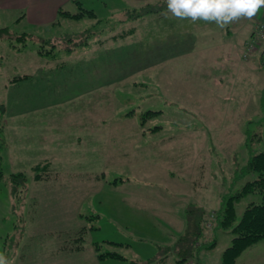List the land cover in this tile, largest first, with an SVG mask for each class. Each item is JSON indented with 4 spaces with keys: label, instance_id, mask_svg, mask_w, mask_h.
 Segmentation results:
<instances>
[{
    "label": "rangeland",
    "instance_id": "374dc122",
    "mask_svg": "<svg viewBox=\"0 0 264 264\" xmlns=\"http://www.w3.org/2000/svg\"><path fill=\"white\" fill-rule=\"evenodd\" d=\"M165 6L166 0L0 6V252L14 264H134L155 255L173 264L180 234L166 242L164 230L125 223L139 213L156 224L159 203L176 208L189 199L191 179L195 201L211 208L196 243L203 246L200 260L222 264L234 234L216 226L217 212L252 180L241 173L250 151L264 150V65L254 60L230 88H203L199 40L157 27L147 32L168 22L149 21V14L163 17ZM79 9L95 17L59 14ZM45 158L52 165L40 173L49 179L35 180L33 166ZM18 173L26 176L19 185L11 180ZM260 200L257 193L238 201V220ZM81 228L88 233L74 242ZM66 243L83 246L73 252L62 248ZM107 251L123 258L99 256Z\"/></svg>",
    "mask_w": 264,
    "mask_h": 264
},
{
    "label": "crops",
    "instance_id": "0c3cea01",
    "mask_svg": "<svg viewBox=\"0 0 264 264\" xmlns=\"http://www.w3.org/2000/svg\"><path fill=\"white\" fill-rule=\"evenodd\" d=\"M67 1L75 0H0V6L18 8L60 7ZM165 11L166 14L163 17H158L157 14H149L152 15L149 18V21L152 23L160 20V18H162L161 20L166 19L168 22L165 21L166 24L163 26H147V32L151 33L152 30L157 27L158 31H163V33H167V35L172 37L173 34L178 33V38L199 40V81L197 82H203V88L205 86L204 82H229V85H226V87L230 88L233 86L232 82H243L244 74L249 72L250 69H253L252 66L254 64V60L259 59L260 63L264 65V61L262 60L264 46L261 47L259 51L254 52L250 57H244L246 43L253 35L256 25L259 22H264V8H261L260 12L257 13L253 19H241L228 25L224 29L217 27L215 23H205L204 21H197L193 23L190 20H179L172 16L167 9ZM17 12H20L19 9H17ZM42 15L44 16V14ZM46 20V18L43 19V21ZM46 162H49L50 166L52 165V161L49 158H45L33 167L42 165ZM191 184H193V186H189V199H185L183 204L177 203V207L174 208L173 202L165 201L159 203L158 208L163 211H159L161 214L157 213L159 219H156V224L151 220V216H144V214H142V216L140 215V217H138L139 213L136 214V216L133 214L134 217H132L129 222H126L125 224L138 231L164 230L165 233L163 235L165 236L166 242L171 240V237L168 234L173 235L172 233L174 232L178 235L180 234L181 236L187 227V209L190 206L193 205L195 207H202L205 209L206 214L208 211H211V208L199 203V199H196L195 201V197L193 196L195 191L193 190L197 187L196 180L191 179L190 185ZM197 198H199V195ZM169 204H171L172 208L167 206ZM139 207L140 206H136L135 210L137 212H139ZM117 214L118 213L115 215ZM140 225L142 226L141 228ZM156 225L159 227L155 229ZM149 226L150 228H148ZM114 244L117 243L114 242ZM212 245L213 244L211 242L207 249L211 248ZM202 248L203 246L199 248L198 252L199 264H202L200 260ZM250 249L259 250V256H249L247 251ZM148 258L151 257L136 258L133 261L146 260ZM172 263L180 264L179 260L172 261ZM164 264L168 263L165 262ZM235 264H264V241L257 242L250 248L246 249L239 256Z\"/></svg>",
    "mask_w": 264,
    "mask_h": 264
},
{
    "label": "trees",
    "instance_id": "16d2710c",
    "mask_svg": "<svg viewBox=\"0 0 264 264\" xmlns=\"http://www.w3.org/2000/svg\"><path fill=\"white\" fill-rule=\"evenodd\" d=\"M166 7V6H165ZM160 9H150L149 11L143 12L139 15L146 13H158L162 10ZM59 14L71 17L73 19H82L85 16L95 17V13L92 10H81L77 13H69L64 10H59ZM5 28H0V38L3 37V30ZM252 37V36H251ZM251 39V38H250ZM263 44L260 46L263 47ZM262 60L264 61V53L262 52ZM264 108V93L261 97V107ZM252 136H248L246 144L250 147L254 142H251ZM260 140V138L255 139ZM250 157L247 164L244 166L241 173L243 175L249 174L252 175V180L246 182L242 188L237 191L235 195L229 197L227 202L223 207L217 212L216 215V226L221 227L225 230L230 229L234 234L231 245H229L222 254V264H235L239 256L248 248L256 244L257 242L264 241V150L261 151H250ZM1 155H0V181L4 179V172L1 168ZM50 163L46 162L43 165L35 166L34 170L37 172L35 175V180L47 179V176H43L40 173L41 168H46ZM45 177V178H43ZM26 179V176L23 173L14 174L11 176L12 182L15 184L23 183ZM260 194L261 200L259 202L252 201L248 203L245 207V210L238 220L236 204L242 198L248 194ZM206 211L202 207L190 206L187 209V227L184 233L177 239L173 244L177 253L180 257V264H183L189 260H197L198 262V252L197 239L203 234V222ZM78 237L74 239L76 241H83L84 236L88 233L87 228H81L76 232ZM72 242V243H74ZM104 243L114 244L112 241L104 240ZM118 244V243H117ZM83 245L79 244H69L66 243L62 245V248L72 249L73 252L80 251ZM102 244L96 243L95 249L100 250ZM169 247V246H168ZM101 258H123L121 254L117 252L107 251L106 253H100ZM167 255H156L154 257L148 258L146 260L139 261H129V263L134 264H164L166 262ZM199 264V263H198Z\"/></svg>",
    "mask_w": 264,
    "mask_h": 264
},
{
    "label": "clouds",
    "instance_id": "9594fccd",
    "mask_svg": "<svg viewBox=\"0 0 264 264\" xmlns=\"http://www.w3.org/2000/svg\"><path fill=\"white\" fill-rule=\"evenodd\" d=\"M167 11L179 20L215 23L221 29L241 19H253L264 0H166ZM0 264H14L0 252Z\"/></svg>",
    "mask_w": 264,
    "mask_h": 264
},
{
    "label": "built area",
    "instance_id": "2783aa9c",
    "mask_svg": "<svg viewBox=\"0 0 264 264\" xmlns=\"http://www.w3.org/2000/svg\"><path fill=\"white\" fill-rule=\"evenodd\" d=\"M264 42V22H259L254 30L251 39L246 43L244 57H250L254 52L259 51ZM183 264H198L196 260H189Z\"/></svg>",
    "mask_w": 264,
    "mask_h": 264
}]
</instances>
